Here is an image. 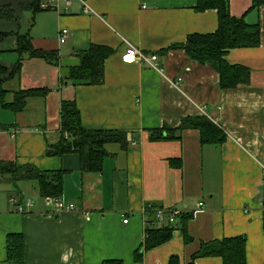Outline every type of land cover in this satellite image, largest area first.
I'll use <instances>...</instances> for the list:
<instances>
[{
	"label": "crops",
	"instance_id": "crops-1",
	"mask_svg": "<svg viewBox=\"0 0 264 264\" xmlns=\"http://www.w3.org/2000/svg\"><path fill=\"white\" fill-rule=\"evenodd\" d=\"M196 4L75 0L61 12L51 10L48 19L38 18L31 29L34 46L59 51L61 59L54 66L26 57L20 75L4 85L6 103L22 89L48 88L50 94L30 99L20 113L0 105V125L8 126L0 128V161L67 171L62 200L74 211L59 212L31 185L15 188L0 181V264H13L7 260L6 243L12 233L24 235L23 264H169L172 256L187 264L201 242L237 236L247 238V263L264 264V7L250 10L252 0H230L232 16L259 24L261 42L227 54L229 64L248 67L251 77L249 84L222 89L211 65L170 49L191 34L218 29L217 11L197 12ZM62 30H68L63 44ZM124 40L158 53L163 72L124 63ZM91 44L114 50L105 63V81L74 86L69 75L79 64L76 53ZM10 54L12 63L3 64L11 66L19 59ZM67 100L76 102L87 130L128 133L127 149L106 144L109 156L101 172H82L77 154H52L62 137L61 103ZM196 116H206L222 128L226 142L202 145L195 130L185 132L180 141L150 139L152 130L176 128L183 118ZM171 160H179L178 166ZM11 199L18 204L32 199L34 205L19 213ZM201 202L204 212L187 223L194 242L186 245L183 232L176 229L169 242L146 252L141 263L135 261L146 230L160 227L154 215L144 213L146 207L191 212ZM195 264L223 262L208 257Z\"/></svg>",
	"mask_w": 264,
	"mask_h": 264
},
{
	"label": "trees",
	"instance_id": "trees-1",
	"mask_svg": "<svg viewBox=\"0 0 264 264\" xmlns=\"http://www.w3.org/2000/svg\"><path fill=\"white\" fill-rule=\"evenodd\" d=\"M86 1V0H83ZM42 0H33L28 4H20L14 8L11 4L0 5V21L17 22L20 27L18 13L23 10L32 12L31 29L35 26V17L39 12L51 11L42 9ZM264 7V0H252L250 10ZM197 12L216 10L218 13V29L211 34H191L185 43L174 45L170 49L183 50L194 61L211 65L220 76L222 89H234L250 83L251 71L243 65H231L226 61L227 54L234 49L256 48L260 46L259 24H249L245 17L236 18L230 13V0H197ZM13 38L15 47L10 50L0 48L2 53H16L19 59L11 66L0 61V105L14 113L23 112L30 99L46 98L50 94L48 88L22 89L14 93L12 103H6L7 91L4 85L20 75L24 58L41 59L57 66L60 62L59 51L37 49L33 44L30 32L22 34L17 30L5 31L0 28V45ZM169 49L164 50L167 53ZM114 54V50L105 45L91 44L86 50L76 53L79 64L70 69L69 81L77 85H102L105 81V63ZM61 140L52 146L53 155L64 156L77 154L80 158L82 172H101L104 161L109 156L105 150L106 144L118 143L123 149L129 146L128 133L121 131L87 130L82 124V118L77 104L73 100L61 103ZM1 126V129H8ZM198 131L202 145H221L228 135L218 125L206 116L186 117L178 127L164 126L150 132V139L159 141H180L187 131ZM172 166H178L179 160H171ZM67 171H41L33 165H19L17 161H0V181L7 182L18 188L20 184L31 185L41 198L62 199L64 194V176ZM19 191V189H18ZM154 215V212H149ZM194 217L186 213L175 225L160 226L146 230L144 242L135 251L137 263L143 261L144 254L172 239L176 229L183 232L185 244L194 242L188 233L187 223ZM7 260L13 264H23L25 260V239L22 233H12L7 236ZM219 257L223 264L247 263V238L237 236L222 240L201 242L199 249L193 253L187 264H195L199 258ZM102 264H124L121 260H107ZM169 264H180L177 256L170 258Z\"/></svg>",
	"mask_w": 264,
	"mask_h": 264
},
{
	"label": "built area",
	"instance_id": "built-area-1",
	"mask_svg": "<svg viewBox=\"0 0 264 264\" xmlns=\"http://www.w3.org/2000/svg\"><path fill=\"white\" fill-rule=\"evenodd\" d=\"M84 2L83 0H80ZM72 4V0H42L41 8L42 9H52L58 12L62 11V6L69 7ZM87 12L88 9L86 8ZM68 36V30H62L60 33V43H65ZM124 43L127 45L126 51L123 55V61L127 64L139 63L150 67L156 71L163 72V69L160 64V57L158 53H147L146 51L135 47L130 44L128 41L124 40ZM177 85V83H176ZM14 205L17 206V211L19 213H26L30 208L33 207L32 199H27L24 204H18L15 199L10 200ZM50 202L55 203L58 206L59 212H72L74 211L73 205H67L62 199H49ZM154 212L155 220L154 222L160 226H169L175 225L178 223L181 216L186 213L192 214L193 217H196L198 214L204 212V204L201 202L198 204L197 209L193 211H183L173 208H155L151 205L144 209V213ZM124 223H128V220H124Z\"/></svg>",
	"mask_w": 264,
	"mask_h": 264
},
{
	"label": "rangeland",
	"instance_id": "rangeland-1",
	"mask_svg": "<svg viewBox=\"0 0 264 264\" xmlns=\"http://www.w3.org/2000/svg\"><path fill=\"white\" fill-rule=\"evenodd\" d=\"M33 0H0V5L11 4L14 8L18 9L20 4H28L31 3ZM75 1V0H72ZM51 11L39 12L35 17V23L38 21V18H46L51 15L49 13ZM18 17H20V27L18 26L17 22H5L0 21V28L5 31L9 30H17L20 31L22 34L30 32L31 34V24H32V12L29 10H23L21 13H18ZM36 26V24H35ZM33 35V34H32ZM15 47V41L13 38L8 39L5 43L0 45V48L3 50H10ZM12 54L9 53H2L0 55V61L5 63H12L10 59L12 58ZM17 56H13V59L16 60ZM1 118V117H0Z\"/></svg>",
	"mask_w": 264,
	"mask_h": 264
}]
</instances>
